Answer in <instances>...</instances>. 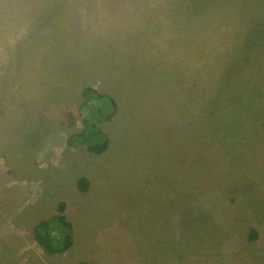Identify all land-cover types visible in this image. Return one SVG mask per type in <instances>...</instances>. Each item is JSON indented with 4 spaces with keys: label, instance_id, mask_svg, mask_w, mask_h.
I'll return each instance as SVG.
<instances>
[{
    "label": "rangeland",
    "instance_id": "obj_1",
    "mask_svg": "<svg viewBox=\"0 0 264 264\" xmlns=\"http://www.w3.org/2000/svg\"><path fill=\"white\" fill-rule=\"evenodd\" d=\"M80 261L264 264V0H0V264Z\"/></svg>",
    "mask_w": 264,
    "mask_h": 264
},
{
    "label": "trees",
    "instance_id": "obj_2",
    "mask_svg": "<svg viewBox=\"0 0 264 264\" xmlns=\"http://www.w3.org/2000/svg\"><path fill=\"white\" fill-rule=\"evenodd\" d=\"M82 95L83 97L87 100V101H94L97 104L98 101V106H101V98L103 97V95H101L100 93H98L94 88L92 87H85L82 89ZM111 103L114 105L113 100L111 99ZM85 120V119H84ZM85 122V121H84ZM100 131L99 130H90L87 131L86 128H84L81 132L75 134L74 136L79 138L80 140L86 141L87 142V148L88 150L94 152V153H101L103 152L108 145V139L106 138V136H102L101 140H96L95 136L97 134H99ZM86 181L84 178H80L77 182V186L80 190H85L86 189ZM58 210H59V214L56 216L57 222L63 224L65 226V239L63 240H53L52 238H50L49 236H51L50 233V228H51V224H52V220H41L39 221L36 226L34 227V233L37 237L43 238V245L45 250L48 253H54V252H59V251H63L64 249H66L67 247L70 246L72 239H71V234H70V229H71V225L70 222H68L65 218L64 215L61 214L64 210V203L60 202L58 204ZM49 219V218H48ZM49 222L51 223L49 226ZM250 235H255L253 233V231L250 232ZM78 264H90L84 261H80L78 262Z\"/></svg>",
    "mask_w": 264,
    "mask_h": 264
}]
</instances>
